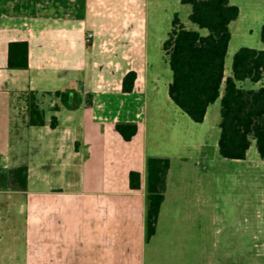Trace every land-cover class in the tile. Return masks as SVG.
I'll use <instances>...</instances> for the list:
<instances>
[{
  "label": "crops",
  "instance_id": "1",
  "mask_svg": "<svg viewBox=\"0 0 264 264\" xmlns=\"http://www.w3.org/2000/svg\"><path fill=\"white\" fill-rule=\"evenodd\" d=\"M151 2L0 0V169L28 168L27 189L15 192L14 203L25 220L24 264H148V247L185 223L172 199L188 172L170 167L156 233L147 240V161L166 158L152 153L165 111H182L150 99ZM256 20L262 28L264 15ZM236 21L219 99L232 76L229 56L242 48L230 50ZM13 42L28 43V69L8 67ZM247 47L264 50V43ZM129 72L137 77L125 93ZM28 92L36 93L43 126L28 125ZM117 123L137 124L132 140ZM132 171L140 174L137 190Z\"/></svg>",
  "mask_w": 264,
  "mask_h": 264
},
{
  "label": "rangeland",
  "instance_id": "2",
  "mask_svg": "<svg viewBox=\"0 0 264 264\" xmlns=\"http://www.w3.org/2000/svg\"><path fill=\"white\" fill-rule=\"evenodd\" d=\"M231 2L240 15L233 25L230 50L261 46L256 19L264 15V0ZM190 13V6L173 0H153L150 5L149 93L164 107L176 108L168 95L172 72L162 46L175 15L192 25ZM239 86L255 88L248 80ZM175 110L165 111L152 153L169 158L173 171L188 172L179 176L182 188L172 199L183 206L185 223L174 226L175 232L162 233L148 247V264H264V161L255 141L244 160L224 159L218 149L221 99L203 123ZM0 170L1 176L12 169ZM16 191L0 179V264H24L25 220L14 204L19 201Z\"/></svg>",
  "mask_w": 264,
  "mask_h": 264
},
{
  "label": "trees",
  "instance_id": "3",
  "mask_svg": "<svg viewBox=\"0 0 264 264\" xmlns=\"http://www.w3.org/2000/svg\"><path fill=\"white\" fill-rule=\"evenodd\" d=\"M191 7L189 21L198 27L187 29L178 15L172 21L163 51L168 57L173 74L169 97L195 123H203L208 108L221 96L224 83V66L231 40L230 24L238 19L240 10L228 0H182ZM205 30L206 34L201 33ZM264 43V24L261 28ZM29 46L27 42H13L8 49L10 69H28ZM264 76V50L240 48L232 61V76L225 81L221 98V121L218 149L224 159L244 160L255 141L260 158L264 161V87L248 90L239 86L249 80L258 83ZM136 73L129 72L122 85L125 93L132 92ZM59 93H57L58 95ZM28 125L43 126L44 112L36 103V93L28 92ZM52 127L56 126L53 118ZM116 130L125 141L136 135V123H117ZM171 167L169 158L150 157L147 161L148 197L146 232L149 241L156 233L158 217ZM1 171V170H0ZM18 191L28 186V168L23 165L1 174ZM130 188H140V174L130 172Z\"/></svg>",
  "mask_w": 264,
  "mask_h": 264
},
{
  "label": "built area",
  "instance_id": "4",
  "mask_svg": "<svg viewBox=\"0 0 264 264\" xmlns=\"http://www.w3.org/2000/svg\"><path fill=\"white\" fill-rule=\"evenodd\" d=\"M91 37H92V35L90 34V35L88 36V41L91 39Z\"/></svg>",
  "mask_w": 264,
  "mask_h": 264
}]
</instances>
